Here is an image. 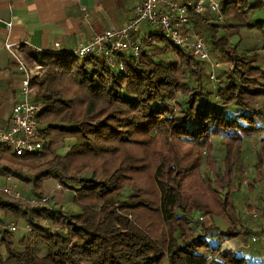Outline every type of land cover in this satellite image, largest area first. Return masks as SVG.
<instances>
[{
  "label": "trees",
  "instance_id": "16d2710c",
  "mask_svg": "<svg viewBox=\"0 0 264 264\" xmlns=\"http://www.w3.org/2000/svg\"><path fill=\"white\" fill-rule=\"evenodd\" d=\"M222 11L221 27L187 11L210 58L222 56L215 80L158 30L146 29L151 39L122 69L100 56L22 52L40 67L32 101L43 107L42 147L16 156L0 146V177L46 201L0 191V264H264V243L220 252L263 231L248 218L264 191V3L224 0ZM250 153L256 178L246 183ZM47 180L66 205L45 196ZM5 215L22 222L20 236L2 228Z\"/></svg>",
  "mask_w": 264,
  "mask_h": 264
},
{
  "label": "built area",
  "instance_id": "2783aa9c",
  "mask_svg": "<svg viewBox=\"0 0 264 264\" xmlns=\"http://www.w3.org/2000/svg\"><path fill=\"white\" fill-rule=\"evenodd\" d=\"M224 0H138L132 18L122 28L112 29L95 36L92 40L78 47L74 54L79 59L102 57L111 68H123V61L127 55L138 57L142 42L150 40L146 29L158 30L167 43L173 48H179L194 57L206 62L210 69V79L215 80L214 69L217 63L212 62L208 45L204 38L195 33L187 11L203 16L212 15L221 27L226 25L222 11ZM264 3V0H257ZM84 13L85 10L83 9ZM11 29V24H6ZM11 60L21 74L19 92L22 99L16 102L11 109L10 124L6 130H0V146H3L16 156L34 154L41 150V141L37 134L38 116L42 111V104L32 101L35 92L33 82L40 74L38 65H29L20 52V45L4 44ZM12 197L19 198V194L10 189H3ZM46 198L41 199V202ZM199 221H209L205 216ZM263 231L250 234L246 237L240 234L234 240L239 248H247L253 243H264V218L261 219ZM14 230V227H11ZM226 244V243H225ZM228 245L222 246L228 250ZM222 250H220L221 252ZM234 252V251H233ZM223 253V252H222ZM230 253V252H225ZM211 259L207 257V261Z\"/></svg>",
  "mask_w": 264,
  "mask_h": 264
},
{
  "label": "crops",
  "instance_id": "0c3cea01",
  "mask_svg": "<svg viewBox=\"0 0 264 264\" xmlns=\"http://www.w3.org/2000/svg\"><path fill=\"white\" fill-rule=\"evenodd\" d=\"M137 1L0 0V130L8 128L11 109L22 99L21 74L5 50V43L20 45L21 54L74 53L95 36L124 27ZM7 23L11 24L9 31ZM52 183L55 182H44L45 191ZM18 184L24 186L13 181V188Z\"/></svg>",
  "mask_w": 264,
  "mask_h": 264
},
{
  "label": "rangeland",
  "instance_id": "374dc122",
  "mask_svg": "<svg viewBox=\"0 0 264 264\" xmlns=\"http://www.w3.org/2000/svg\"><path fill=\"white\" fill-rule=\"evenodd\" d=\"M195 33L200 34L204 40L207 39L206 38V34L204 32H197L196 30H194ZM237 40L236 37H231V42L235 43ZM211 60L214 63H217L219 65L218 68L214 69V72L217 74V72H219V70H224L225 69V65L224 63H222L220 61V58H222V56L218 53L215 52L214 54H211ZM55 149L61 153L64 152V148L61 146H56ZM244 163H243V169H244V182L246 183H250L252 179L256 178V173L254 170V155L252 153L246 155V157L244 158ZM52 187H46V197L48 196H53L54 200L59 202L60 204L66 205L67 204V195L64 191L60 190L55 183H52ZM10 189L13 192H16L19 194V198L18 200L21 202H25L27 204H33V203H38L41 202V199H36L33 197H30L29 194L27 193V188L26 185L22 186V185H17L13 188V181H7L5 180V178H1L0 177V191L3 192V189ZM6 194V193H5ZM8 195V194H7ZM256 196H251L253 198H251L252 203L254 204V206L256 207V210H254L250 216L249 222V228L251 229V231L255 232L257 230H259L261 228V224L260 221L261 219L264 218V212L263 211H259L257 209L259 202L261 204H259V207H261V205H263L264 207V191L263 193H261L262 198L257 197L258 195L255 194ZM10 196V195H8ZM256 215V216H255ZM209 221L202 223L204 227H208L211 224V219L207 216H205ZM257 220H259V222H257ZM5 226L11 228L14 227V230H12L13 235L15 237L20 236L22 231H23V226H22V222L18 221L17 223L15 222V220L10 216V215H5V221H4V225L2 223V228H5ZM235 239V238H234ZM225 240L220 247V250H222L221 252L225 253V252H233V251H238L239 249V244L237 242H235V240ZM237 239V238H236ZM226 243V244H225ZM224 245H228V247H226L228 250H223L222 246ZM5 255V250L2 246H0V256H4Z\"/></svg>",
  "mask_w": 264,
  "mask_h": 264
}]
</instances>
